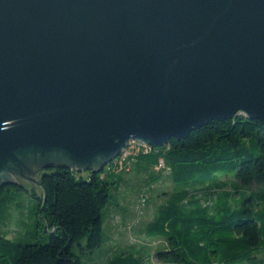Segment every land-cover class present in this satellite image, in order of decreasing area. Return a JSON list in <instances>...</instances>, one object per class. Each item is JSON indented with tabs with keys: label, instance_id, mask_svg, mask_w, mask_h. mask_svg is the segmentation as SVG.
Masks as SVG:
<instances>
[{
	"label": "water",
	"instance_id": "obj_1",
	"mask_svg": "<svg viewBox=\"0 0 264 264\" xmlns=\"http://www.w3.org/2000/svg\"><path fill=\"white\" fill-rule=\"evenodd\" d=\"M238 113L264 123V0H0V187Z\"/></svg>",
	"mask_w": 264,
	"mask_h": 264
},
{
	"label": "trees",
	"instance_id": "obj_2",
	"mask_svg": "<svg viewBox=\"0 0 264 264\" xmlns=\"http://www.w3.org/2000/svg\"><path fill=\"white\" fill-rule=\"evenodd\" d=\"M139 152L124 159L122 166H115L122 158L120 153L109 167L117 173L110 176L104 173L105 167L87 171V177L84 170L64 164L40 168L45 198L35 197L39 215L35 235L24 242L0 234V264H81L76 249L93 253L104 243L103 208L121 205L118 192L113 194L111 187L119 189L125 182L127 164L141 173L152 170V177L149 174L145 181L149 189L163 178L159 167L169 171L175 185L164 193L157 215L145 229L149 236L164 242L163 249L155 253L157 260L173 264H264L259 256L264 247L263 213L256 207L264 202L261 120L243 113L213 119L187 137H173L164 146L151 145ZM228 177L231 182L225 180ZM6 188L11 193L12 188L27 191L11 182L0 187V194ZM32 195L37 196L35 187ZM10 200L9 195L0 200V220ZM112 251L99 260L104 259V264H145L134 255Z\"/></svg>",
	"mask_w": 264,
	"mask_h": 264
},
{
	"label": "rangeland",
	"instance_id": "obj_3",
	"mask_svg": "<svg viewBox=\"0 0 264 264\" xmlns=\"http://www.w3.org/2000/svg\"><path fill=\"white\" fill-rule=\"evenodd\" d=\"M139 151L136 145L134 148L129 147L123 159ZM148 158L152 161V154ZM123 159L116 161L115 166H122ZM109 167H111V162L105 166L104 173L108 176L111 173H117L115 169L110 170ZM158 170L162 173L163 178L149 189L145 185V181H147L152 170L150 173H141L134 170L132 165H126L125 182L121 184L119 189L115 185L111 187L113 194L118 192L117 195L121 201V205L119 208L111 205L103 208L104 243L102 247L95 249L93 253L76 249V252L82 258L81 264H104L105 260L99 259L103 256H109V252L112 250V253L125 252L134 255L143 260L145 264H173L164 263L155 258L156 251L163 249L164 242L157 237L149 236L145 232L148 224L157 215V206L164 199V193L170 192L175 187L170 178L169 171L160 167ZM87 171L84 170L86 177ZM37 173L39 174V168L36 170V175ZM37 177L39 178L38 175ZM225 180L231 182L232 178L228 177ZM228 188H231V186L229 185ZM255 188L260 189L257 186ZM12 190L11 193V190L6 188L0 194V200L6 195L11 196V200L6 206L7 213L0 220V234L12 240L29 242L35 235L36 224L39 218L37 214L38 200L27 191H18L13 188ZM30 193H33V187L30 188ZM1 207L0 201V209ZM256 207L262 210L263 217H260V219L264 222V202ZM262 231L264 235V225ZM259 256L264 258V247L261 249Z\"/></svg>",
	"mask_w": 264,
	"mask_h": 264
},
{
	"label": "built area",
	"instance_id": "obj_4",
	"mask_svg": "<svg viewBox=\"0 0 264 264\" xmlns=\"http://www.w3.org/2000/svg\"><path fill=\"white\" fill-rule=\"evenodd\" d=\"M138 146V149L140 150L141 149V147H143L144 149H148L149 147H151V145H149V144H147V143H145V142H143V141H140V140H136V139H132V140H130L129 142H128V144L122 149V151H121V153H122V158L121 159H123V157L126 155V153H127V151L129 150V147L130 148H134V146ZM118 157V156H117ZM117 157L114 159V160H116L117 159ZM124 160V159H123ZM118 161V160H117Z\"/></svg>",
	"mask_w": 264,
	"mask_h": 264
}]
</instances>
